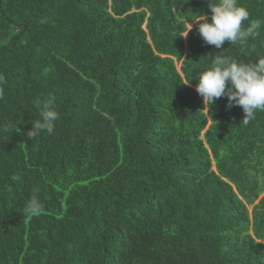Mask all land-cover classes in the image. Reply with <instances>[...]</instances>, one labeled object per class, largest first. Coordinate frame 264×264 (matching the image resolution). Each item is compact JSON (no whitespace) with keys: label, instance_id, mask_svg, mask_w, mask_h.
<instances>
[{"label":"trees","instance_id":"16d2710c","mask_svg":"<svg viewBox=\"0 0 264 264\" xmlns=\"http://www.w3.org/2000/svg\"><path fill=\"white\" fill-rule=\"evenodd\" d=\"M239 2L259 35L216 49L180 36L209 0H0V264H264V112L196 91L216 55L264 58Z\"/></svg>","mask_w":264,"mask_h":264},{"label":"clouds","instance_id":"9594fccd","mask_svg":"<svg viewBox=\"0 0 264 264\" xmlns=\"http://www.w3.org/2000/svg\"><path fill=\"white\" fill-rule=\"evenodd\" d=\"M211 17L193 13V17L186 21L183 37L195 24L198 33L208 45L221 49L227 41L231 46L246 48L250 38L259 35L261 25L250 21V12L239 0H209ZM191 20L193 23H189ZM197 93L203 98L204 107L209 109L216 99L226 97L227 107L240 106L244 112L241 120L244 125L256 119L260 112H264V58H256L254 62L245 63L227 55H216L211 66L196 77ZM186 80L184 84H188ZM5 79L0 75V99L4 96L3 84ZM59 113L55 109V100L49 98L41 106L40 118L31 123L32 128L27 132L31 140L41 133L51 134ZM42 204L33 195L25 204L27 215L37 214Z\"/></svg>","mask_w":264,"mask_h":264},{"label":"rangeland","instance_id":"374dc122","mask_svg":"<svg viewBox=\"0 0 264 264\" xmlns=\"http://www.w3.org/2000/svg\"><path fill=\"white\" fill-rule=\"evenodd\" d=\"M179 65V64H178ZM178 65H177V67H178Z\"/></svg>","mask_w":264,"mask_h":264}]
</instances>
